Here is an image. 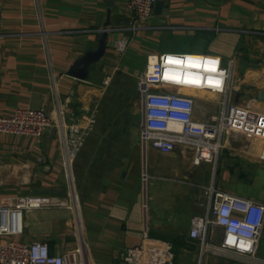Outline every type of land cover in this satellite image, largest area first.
<instances>
[{
  "label": "crops",
  "instance_id": "1",
  "mask_svg": "<svg viewBox=\"0 0 264 264\" xmlns=\"http://www.w3.org/2000/svg\"><path fill=\"white\" fill-rule=\"evenodd\" d=\"M127 2L0 0V115L42 107L51 119L40 138L0 136V195L66 203L25 211L18 240L46 241L52 254L82 247L87 264H121L119 253L147 234L170 242L174 264H250L201 253L189 229L193 216L206 213L210 185L264 201V138L228 135L215 165H195L184 146L160 153L143 143L142 99L134 132H110L114 121L103 126L100 110L114 73L131 81L133 97L147 56L171 52L215 55L230 68L226 94L202 90L203 81L166 79L194 98L196 122H209L224 102L264 112V0H156L140 22ZM105 28L106 51L92 64L88 80L67 75ZM92 118V131L68 163L63 134L66 139L72 125L85 129ZM218 233L207 241L217 243ZM257 256L264 261V228Z\"/></svg>",
  "mask_w": 264,
  "mask_h": 264
},
{
  "label": "built area",
  "instance_id": "2",
  "mask_svg": "<svg viewBox=\"0 0 264 264\" xmlns=\"http://www.w3.org/2000/svg\"><path fill=\"white\" fill-rule=\"evenodd\" d=\"M156 0H128L127 8L137 22L149 17ZM137 24H132L136 30ZM169 58L186 64L198 63L215 66L216 72L189 68L167 62ZM231 65V62H230ZM204 74V75H203ZM182 78L203 81L202 90L226 94L230 68H225L220 57L211 54L171 53L150 54L140 77L139 88L143 95L142 141L160 153H170L177 146L192 150V163L216 164L228 135H246L264 138V112L225 103L222 110L209 122L193 119L194 98L183 93L182 85L166 80ZM219 79L216 87L208 77ZM201 85V83H199ZM60 113L58 112V115ZM95 119L85 129L72 125L63 142L68 163L82 147ZM51 124L45 109L21 107L10 114L0 115V136L14 134L40 138ZM58 125L63 129L60 117ZM207 210L204 215L191 219L189 237L200 240V250L240 257L250 264H264L257 256L264 228V201L221 192L213 185L206 189ZM65 201L48 196L0 195V264H87L85 252L78 250L52 254L46 241L20 242L23 233V213L28 210L60 207ZM219 231V240L210 244L207 238ZM230 240L232 242H230ZM121 264H174L175 254L170 242L143 235L141 242L119 253Z\"/></svg>",
  "mask_w": 264,
  "mask_h": 264
},
{
  "label": "rangeland",
  "instance_id": "3",
  "mask_svg": "<svg viewBox=\"0 0 264 264\" xmlns=\"http://www.w3.org/2000/svg\"><path fill=\"white\" fill-rule=\"evenodd\" d=\"M106 86H107L106 88L108 89L107 94H109V97L104 95L105 97L103 98V100H105V102L102 100V111L100 110V115L103 118L101 122L104 123L102 125L105 126V124L109 122V120H111V122L113 121L114 122L111 126H109L110 132L111 131L114 133L134 132L137 127L136 121L138 118V112L140 110V102H141L140 88L138 90L136 89L137 91L135 90L136 94L135 95L133 94L134 96L132 97V93H130L132 90V87H130L131 81L127 79L125 76H122L117 73L113 74V76L111 77L110 81H108V84ZM128 105H129V108L127 109L128 114L126 115L124 109L125 106L128 107ZM118 115L121 118L123 117L124 119L118 120ZM76 224H77V232L79 234L80 231L79 216H76Z\"/></svg>",
  "mask_w": 264,
  "mask_h": 264
},
{
  "label": "water",
  "instance_id": "4",
  "mask_svg": "<svg viewBox=\"0 0 264 264\" xmlns=\"http://www.w3.org/2000/svg\"><path fill=\"white\" fill-rule=\"evenodd\" d=\"M108 25L109 13L104 26L107 27ZM107 37L108 30L105 28L98 36L96 47L94 49L87 50L80 58H78L68 70L67 75L83 81L88 80L92 64L98 62L105 54ZM141 99L143 100V95H141Z\"/></svg>",
  "mask_w": 264,
  "mask_h": 264
},
{
  "label": "snow or ice",
  "instance_id": "5",
  "mask_svg": "<svg viewBox=\"0 0 264 264\" xmlns=\"http://www.w3.org/2000/svg\"><path fill=\"white\" fill-rule=\"evenodd\" d=\"M167 62L168 63H170V64H181V63H184L183 61H181V60H177V59H172V58H169L168 60H167ZM188 66L189 67H200V65L198 64V63H191V58H189V63H188ZM205 70L206 71H208L209 70V66L208 65H205ZM166 78H168L167 76H166ZM191 83H199V80L197 79V80H193V81H190ZM210 83V82H209ZM211 85V84H210ZM214 86H218V85H214ZM230 242H232L231 240H230Z\"/></svg>",
  "mask_w": 264,
  "mask_h": 264
},
{
  "label": "clouds",
  "instance_id": "6",
  "mask_svg": "<svg viewBox=\"0 0 264 264\" xmlns=\"http://www.w3.org/2000/svg\"><path fill=\"white\" fill-rule=\"evenodd\" d=\"M209 72H216L217 69L215 66H209ZM210 82V83H209ZM208 83L211 85H218L217 87H219L220 85V80L219 79H213L211 76L208 77Z\"/></svg>",
  "mask_w": 264,
  "mask_h": 264
},
{
  "label": "trees",
  "instance_id": "7",
  "mask_svg": "<svg viewBox=\"0 0 264 264\" xmlns=\"http://www.w3.org/2000/svg\"><path fill=\"white\" fill-rule=\"evenodd\" d=\"M106 96H108V97H109V94H106Z\"/></svg>",
  "mask_w": 264,
  "mask_h": 264
}]
</instances>
